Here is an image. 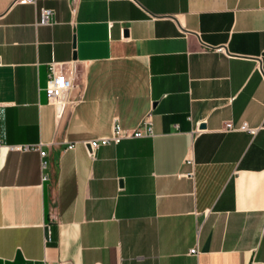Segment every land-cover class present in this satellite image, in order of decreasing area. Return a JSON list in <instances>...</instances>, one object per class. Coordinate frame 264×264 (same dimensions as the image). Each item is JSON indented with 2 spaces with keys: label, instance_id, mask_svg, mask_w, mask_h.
<instances>
[{
  "label": "crops",
  "instance_id": "0c3cea01",
  "mask_svg": "<svg viewBox=\"0 0 264 264\" xmlns=\"http://www.w3.org/2000/svg\"><path fill=\"white\" fill-rule=\"evenodd\" d=\"M0 264H264V0H0Z\"/></svg>",
  "mask_w": 264,
  "mask_h": 264
},
{
  "label": "built area",
  "instance_id": "2783aa9c",
  "mask_svg": "<svg viewBox=\"0 0 264 264\" xmlns=\"http://www.w3.org/2000/svg\"><path fill=\"white\" fill-rule=\"evenodd\" d=\"M25 2L33 3L35 0H23ZM51 9H41L38 14V23L48 24L50 19H52ZM75 66L62 62H51L48 65V80L46 85V96L48 102L53 105L55 109V116L57 119H61L65 111L70 105L73 104V100H69L68 94L70 90L75 86ZM150 118H144L141 123L135 128H122L119 123H114L112 133L110 136L94 138L83 143L89 147L90 155L93 154L94 149L102 145H107L110 143L117 144L124 138H135L143 136H152L153 128ZM203 129L196 128V132H201ZM225 131H250L254 132L255 128H251L246 122H242L238 125H234L231 121H227L224 125ZM27 148V146H24ZM68 148H72L69 145ZM40 155L44 156L45 152L43 150L39 151ZM187 163H192V161H187ZM41 165H44L42 163ZM196 248L190 249V253H195Z\"/></svg>",
  "mask_w": 264,
  "mask_h": 264
},
{
  "label": "water",
  "instance_id": "95a60500",
  "mask_svg": "<svg viewBox=\"0 0 264 264\" xmlns=\"http://www.w3.org/2000/svg\"><path fill=\"white\" fill-rule=\"evenodd\" d=\"M73 57L75 58L76 56L73 55Z\"/></svg>",
  "mask_w": 264,
  "mask_h": 264
}]
</instances>
